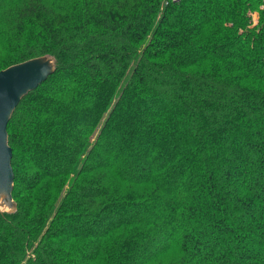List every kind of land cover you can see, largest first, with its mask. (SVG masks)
<instances>
[{
	"label": "trees",
	"instance_id": "16d2710c",
	"mask_svg": "<svg viewBox=\"0 0 264 264\" xmlns=\"http://www.w3.org/2000/svg\"><path fill=\"white\" fill-rule=\"evenodd\" d=\"M162 4L0 0V70L57 59L8 124L0 264H264V8Z\"/></svg>",
	"mask_w": 264,
	"mask_h": 264
},
{
	"label": "water",
	"instance_id": "95a60500",
	"mask_svg": "<svg viewBox=\"0 0 264 264\" xmlns=\"http://www.w3.org/2000/svg\"><path fill=\"white\" fill-rule=\"evenodd\" d=\"M57 59L46 53L0 70V211L14 213L15 172L8 124L22 99L56 71Z\"/></svg>",
	"mask_w": 264,
	"mask_h": 264
},
{
	"label": "rangeland",
	"instance_id": "374dc122",
	"mask_svg": "<svg viewBox=\"0 0 264 264\" xmlns=\"http://www.w3.org/2000/svg\"><path fill=\"white\" fill-rule=\"evenodd\" d=\"M254 18H256V15L255 16H253V19ZM257 19V18H256ZM259 20L257 19V22H258ZM253 23V22H252ZM252 23L249 25L250 27H252L253 25H254V23H253V25H252ZM256 25V24H255ZM161 105H159V109L161 110ZM172 190V189H171ZM157 213H160V210L157 212ZM131 215V214H130ZM177 223H179V222H176V224ZM84 227H86V226H84ZM178 229H179V225L177 224V226H176V228L174 229V230H169V232H167V233H165L164 235L163 234H161L160 236H159V242H161V243H165V242H167V241H169L171 238H173V236H174V234H175V232L176 231H178ZM209 241H210V239H209ZM210 243V242H209ZM158 244V243H157ZM155 246H156V243L154 244Z\"/></svg>",
	"mask_w": 264,
	"mask_h": 264
},
{
	"label": "built area",
	"instance_id": "2783aa9c",
	"mask_svg": "<svg viewBox=\"0 0 264 264\" xmlns=\"http://www.w3.org/2000/svg\"><path fill=\"white\" fill-rule=\"evenodd\" d=\"M177 1H179V0H163L162 6L164 7V6H167V5H169V4L173 3V2H177ZM260 3H261L260 4L261 8H264V0H260ZM250 16H251V22H253L254 25L257 24L258 23L257 19H256L257 16L254 19H253V16H255V15L253 13ZM253 23H252V25H253ZM263 59H264V55H263Z\"/></svg>",
	"mask_w": 264,
	"mask_h": 264
},
{
	"label": "bare ground",
	"instance_id": "6f19581e",
	"mask_svg": "<svg viewBox=\"0 0 264 264\" xmlns=\"http://www.w3.org/2000/svg\"><path fill=\"white\" fill-rule=\"evenodd\" d=\"M261 4V3H260Z\"/></svg>",
	"mask_w": 264,
	"mask_h": 264
}]
</instances>
